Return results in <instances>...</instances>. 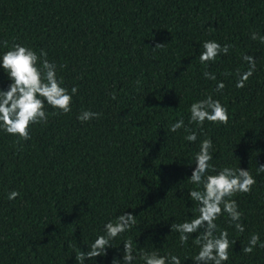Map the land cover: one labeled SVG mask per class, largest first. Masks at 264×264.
Instances as JSON below:
<instances>
[{"label":"trees","instance_id":"trees-1","mask_svg":"<svg viewBox=\"0 0 264 264\" xmlns=\"http://www.w3.org/2000/svg\"><path fill=\"white\" fill-rule=\"evenodd\" d=\"M253 32L264 36V0H0V41L44 49L63 86L78 88L72 111L47 108L49 122L34 125L29 141L17 145L0 130V264H77L75 254L124 212L136 215L137 226L84 264L123 261L129 238L134 248L194 264L196 234L181 246L171 224L198 214L188 177L205 138L213 140L217 170L240 166L257 181L234 197L243 234L226 214L216 221L236 240L225 264H264V248L243 252L251 234L264 241V173H256L264 164V43ZM205 40L232 47L204 65ZM243 54L255 57L256 71L238 89L237 71L248 67ZM218 81L226 85L221 93ZM9 83L0 68V88ZM208 95L227 107L230 121L205 122L201 132L189 109ZM88 109L99 119L78 120ZM181 118L197 131L195 143L184 139L185 128L169 131ZM12 190L20 193L15 200ZM139 250L133 264H143Z\"/></svg>","mask_w":264,"mask_h":264},{"label":"clouds","instance_id":"clouds-1","mask_svg":"<svg viewBox=\"0 0 264 264\" xmlns=\"http://www.w3.org/2000/svg\"><path fill=\"white\" fill-rule=\"evenodd\" d=\"M251 38L264 43V36H259L256 32L252 33ZM161 46L162 44H156L155 48ZM0 47L7 49L0 54V68L10 81L7 89L0 88V130L16 137L15 143L19 145L22 141L31 139L34 125H46L49 122L50 114L47 108L55 110L51 115L70 113L73 96L78 92V88L73 86L69 91L63 86V78L57 76L56 63L49 61L44 49H40L38 53L32 47L20 43H13L9 47L7 40L0 41ZM231 47L216 40H205L199 62L204 65L215 62L217 57L227 55ZM242 59L248 67L242 72L237 71L235 87L238 89L244 88L256 71L254 56L243 54ZM203 75L206 79L217 80L214 73L205 71ZM225 87L223 81H218L214 91L221 93ZM112 99H116L115 94L112 95ZM189 111V123L195 124L201 132L205 122L227 126L230 121L227 107L212 95L193 102ZM99 117L100 113L88 109L83 110L77 119L88 122ZM181 128H185L183 118L173 122L169 131L177 132ZM185 131L188 134L184 139L195 143L198 139L197 131L188 128H185ZM215 151L213 140L203 139L199 151L195 154V168L188 177L190 183L195 186L189 189L188 198L198 205L196 209L198 214L181 223L171 224V232L179 233L181 246L187 244L190 237L196 234L193 243L198 246V252L191 258L194 264H225L229 260V251L233 249L236 240L229 238L227 230L219 229L216 221L226 214L230 225L243 234L245 232V225L242 223L243 213L234 197L237 194H250L257 183L251 171L240 166L217 170L210 163ZM256 173L257 175L264 173V164L257 167ZM19 195L18 190H12L8 194V199L15 200ZM136 226V215L131 212H124L118 215L115 221L106 222L103 234L97 235L88 245V250L75 254L77 264H84L86 258L95 261L96 257L106 256L107 249L115 247L113 241ZM122 243L123 261L114 257L112 264H133L139 249L133 247V240L130 238ZM256 247L264 248V241H261L258 233H253L248 238V244L244 246L243 252L251 254ZM139 255L143 264H182L180 256L171 252L161 255L157 250L150 253L139 250ZM186 259L188 258L184 260Z\"/></svg>","mask_w":264,"mask_h":264}]
</instances>
